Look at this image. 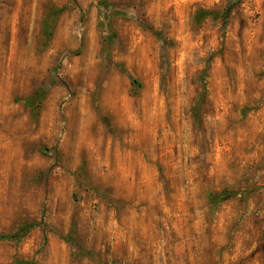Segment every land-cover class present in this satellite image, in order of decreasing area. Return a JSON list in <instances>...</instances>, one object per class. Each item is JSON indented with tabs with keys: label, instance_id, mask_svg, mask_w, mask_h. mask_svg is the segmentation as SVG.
<instances>
[{
	"label": "rangeland",
	"instance_id": "1",
	"mask_svg": "<svg viewBox=\"0 0 264 264\" xmlns=\"http://www.w3.org/2000/svg\"><path fill=\"white\" fill-rule=\"evenodd\" d=\"M30 222L0 264H264V0H0V234Z\"/></svg>",
	"mask_w": 264,
	"mask_h": 264
},
{
	"label": "trees",
	"instance_id": "2",
	"mask_svg": "<svg viewBox=\"0 0 264 264\" xmlns=\"http://www.w3.org/2000/svg\"><path fill=\"white\" fill-rule=\"evenodd\" d=\"M235 3L232 2L227 9L225 10V14L223 16V19L226 20L227 17L230 14V9L233 7ZM64 8H53L51 11L54 15H57L58 13H60L61 11H63ZM215 12L214 11H209V10H200L197 12L196 14V18L197 20H202L203 18H205L206 16L209 15H213ZM112 14V13H111ZM109 13V15H111ZM50 25L48 22L44 23V29L49 28ZM146 27H148L150 30H152L153 34L157 37V39L162 43H169L166 42L167 40L165 39V37L163 36V34L157 30L152 29L151 26L144 24ZM206 76V72H203V78ZM202 91L199 95V97L197 98L196 102L194 103V105L191 108V113L192 116L194 118V120L196 122L200 121V116H201V107L205 101V84L202 85ZM233 195H235V192H229L227 190L221 191V192H212L208 195L207 197V201L210 207H215L217 206L220 202L225 201L226 199L232 197ZM36 224L35 222H30V223H26L24 225H22L21 227H19L18 230L14 231V232H10V233H6V234H0V240H10V241H19L21 238H23L28 231L34 227Z\"/></svg>",
	"mask_w": 264,
	"mask_h": 264
},
{
	"label": "bare ground",
	"instance_id": "3",
	"mask_svg": "<svg viewBox=\"0 0 264 264\" xmlns=\"http://www.w3.org/2000/svg\"><path fill=\"white\" fill-rule=\"evenodd\" d=\"M18 69H21L20 67H18V64L17 67L13 65V67L11 68H5L3 71V80L9 81V83L11 84H16L21 80L20 74L24 73V76H28L30 74L28 68H24L22 73H20Z\"/></svg>",
	"mask_w": 264,
	"mask_h": 264
}]
</instances>
